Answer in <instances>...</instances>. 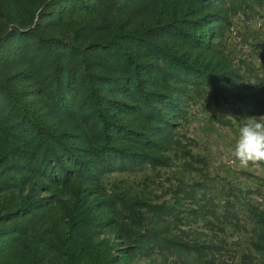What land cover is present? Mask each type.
I'll return each instance as SVG.
<instances>
[{
  "label": "rangeland",
  "instance_id": "374dc122",
  "mask_svg": "<svg viewBox=\"0 0 264 264\" xmlns=\"http://www.w3.org/2000/svg\"><path fill=\"white\" fill-rule=\"evenodd\" d=\"M0 264H264V0H0Z\"/></svg>",
  "mask_w": 264,
  "mask_h": 264
}]
</instances>
